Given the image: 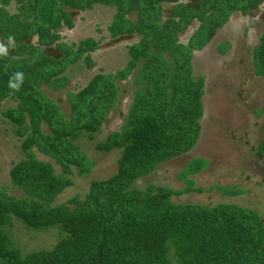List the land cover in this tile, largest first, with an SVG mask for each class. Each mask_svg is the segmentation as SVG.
<instances>
[{"label": "trees", "instance_id": "obj_1", "mask_svg": "<svg viewBox=\"0 0 264 264\" xmlns=\"http://www.w3.org/2000/svg\"><path fill=\"white\" fill-rule=\"evenodd\" d=\"M178 1L0 0V43L8 49L0 56V102L14 103L1 116L22 137L23 153L7 172L10 186L22 195L14 197L0 187V264H264V225L254 210L230 203H172L170 196L180 191L132 187L158 163L188 151L199 134L202 78L191 76V52L209 41L229 13L244 15L263 0H198L194 6ZM94 4L114 9L105 27L110 38L137 40L125 45L121 68L93 74L76 92L65 93V118L40 86L61 89L67 82L65 68L78 60L92 67L88 53L97 49V41L61 42L57 31L71 28L73 15ZM162 4H172L171 15L164 16ZM191 21L195 29L179 42L178 33ZM250 59L254 75L264 78V27ZM17 72L23 73L22 83L13 78ZM128 75L135 87L123 124L93 144L97 151L119 150L114 172L89 181L82 198L51 205L71 183L69 166L82 174L90 165L71 141L79 131L90 139L99 130L114 103L115 81ZM10 79L18 90L9 86ZM259 112L264 113V104ZM260 132L256 150L264 155V120ZM31 148L51 159L59 174L36 159ZM195 160L186 163V173L199 171L201 160ZM227 192L234 195L236 189ZM10 218L34 231L54 227L58 238L49 249L20 254L3 230Z\"/></svg>", "mask_w": 264, "mask_h": 264}, {"label": "rangeland", "instance_id": "obj_2", "mask_svg": "<svg viewBox=\"0 0 264 264\" xmlns=\"http://www.w3.org/2000/svg\"><path fill=\"white\" fill-rule=\"evenodd\" d=\"M197 1L178 2L194 6ZM7 5L9 11L14 10L13 2L9 1ZM171 7L172 4H162L164 16L171 15ZM113 11V7L94 4L90 9L73 15V25L69 30L64 27L58 29L61 42L72 43L84 37L98 42L97 49L88 55L92 67L85 68L82 61L78 60L69 64L63 73L67 82L61 89L53 91L40 86L41 91L57 105L65 118L69 115L65 93L76 92L93 74L112 73L121 68L127 58L125 45L137 40L134 36L120 38L114 45L111 41L107 42L108 39L114 40L105 29ZM196 24V21H191L177 35L178 41L185 43ZM263 27L264 0L244 15L236 11L229 13L209 41L199 50L191 52V76L202 78L199 134L188 151L158 163L151 172L137 178L132 187L142 190L151 184L180 191L178 195L170 196L172 203H230L249 208L260 216L264 225V155L258 154L256 150L261 139L260 125L264 120V113L259 112L264 104V78L254 75L250 59L251 48L256 44ZM115 82L118 89L114 103L104 116L99 130L92 133L90 139L84 131H79L78 136L71 141L77 151L90 162L88 169L77 174L76 169L69 166L70 173L66 176L71 183L53 197L51 205L64 202L72 196L82 198L89 181L105 179L114 172L119 150L112 148L106 152L97 151L93 144L102 141L108 133L118 131L124 122L135 86L131 75ZM13 106L14 103L8 99L0 102V187L7 194L19 197L22 193L10 186L7 172L12 163L23 158L19 146L22 137L16 136L13 126L1 116L6 107ZM39 129L42 133L47 132L44 124H39ZM31 151L36 159L48 162L53 172L59 174V167L51 159L33 148ZM195 159L201 160L198 162L201 168L196 173H186V163L197 161ZM230 187L236 189V194L229 195L227 190ZM186 188L188 191H182ZM192 188H198L200 192L189 190ZM3 230L20 254L49 249L58 238L54 227L34 231L15 218H10Z\"/></svg>", "mask_w": 264, "mask_h": 264}, {"label": "clouds", "instance_id": "obj_3", "mask_svg": "<svg viewBox=\"0 0 264 264\" xmlns=\"http://www.w3.org/2000/svg\"><path fill=\"white\" fill-rule=\"evenodd\" d=\"M9 43L12 44L14 42V38L12 36H9L8 38ZM8 54V49L5 47L3 43H0V56L7 55ZM13 78H15L17 81L20 83L23 82V73L17 72L14 74ZM9 86L15 90H18V85L12 83V79L9 81Z\"/></svg>", "mask_w": 264, "mask_h": 264}, {"label": "crops", "instance_id": "obj_4", "mask_svg": "<svg viewBox=\"0 0 264 264\" xmlns=\"http://www.w3.org/2000/svg\"><path fill=\"white\" fill-rule=\"evenodd\" d=\"M77 12H79V11H77ZM77 12H76V13H77ZM76 13H75V14H76ZM75 14H74V15H75ZM72 22H73V18H72ZM72 25H73V24H72ZM61 27H64V26H60L59 28H61ZM64 28H65V27H64ZM65 29H66V28H65ZM69 29H70V28H69ZM69 29H66V30H69ZM57 32H58V31H57ZM91 39H92V38H91ZM110 41L112 42V45H114V43H115L116 40H115V39H114L113 41L110 40V39L107 40V42H109V43H110ZM76 42H77V41H76ZM76 42H73V43H76ZM97 45H98V42H97ZM108 45H109V44H108ZM107 47H108V46H107ZM107 47H104V48H107ZM110 47H111V46H110ZM95 50H96V49H95ZM95 50H94V51H95ZM94 51H92V52H94ZM92 52H89L88 55H89L90 53H92ZM73 64H74V63H73ZM70 65H71V64H70ZM68 66H69V65H67V67H68ZM67 67H66V68H67ZM66 68H65L64 72L66 71ZM64 72H63V73H64Z\"/></svg>", "mask_w": 264, "mask_h": 264}, {"label": "flooded vegetation", "instance_id": "obj_5", "mask_svg": "<svg viewBox=\"0 0 264 264\" xmlns=\"http://www.w3.org/2000/svg\"><path fill=\"white\" fill-rule=\"evenodd\" d=\"M182 31H184V29H183ZM182 31H180V32H182ZM180 32H179V33H180ZM179 33H178V34H179ZM212 36H213V35H212Z\"/></svg>", "mask_w": 264, "mask_h": 264}]
</instances>
